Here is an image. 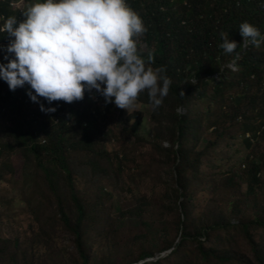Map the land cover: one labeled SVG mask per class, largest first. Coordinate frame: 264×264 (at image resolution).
I'll use <instances>...</instances> for the list:
<instances>
[{
    "label": "trees",
    "instance_id": "1",
    "mask_svg": "<svg viewBox=\"0 0 264 264\" xmlns=\"http://www.w3.org/2000/svg\"><path fill=\"white\" fill-rule=\"evenodd\" d=\"M126 4L140 15L147 28L138 41L141 54L144 57L149 53L154 55L152 67L165 68L166 75L171 78L170 90L162 105L152 106L151 119L155 124L154 140L171 143L165 150L168 157L174 156L173 177L178 185L174 188L172 204L180 210L177 230L181 231V240L175 243V239H167L161 248H172L167 255L141 264H161L172 257H175L173 264H264V242L256 239L252 232L253 227H264V204L262 207L259 204L264 190V43L259 48L250 43L245 49L238 46L233 53H225L220 47L222 33H227L228 39L238 45L243 43L239 26L245 21L264 34V0H126ZM12 16L18 25L24 13L10 8L7 0L0 2V27ZM10 38L7 33L0 32V43ZM140 41L155 48L143 52ZM233 60L235 67L229 64ZM26 87L12 91L0 78V119L11 123L6 127L7 133L15 140V145L1 142L0 154L20 147L36 158L53 192L58 195L60 216L74 236L80 264H90L83 228L89 212L74 187L70 157L73 151H83L90 156L88 164L95 170L104 159L115 171L125 170L126 157L117 152L112 154L104 147L97 149L99 127L110 124L124 111L120 109L119 115H113L118 107L114 102L105 103L95 90L86 91L83 100L73 103L49 104L42 98L41 103L46 108L56 111L46 113L40 107L36 111L33 107L36 102L27 94L30 86ZM139 101L150 104L147 92L141 93ZM178 109L185 110L178 114ZM127 117L141 120L142 113L133 112ZM237 135L243 136L251 151L241 172L246 181L244 201L237 199L231 204L236 219L231 220L220 212L210 221L197 222L187 200L191 177H199L206 153L217 146L219 140ZM201 142L204 146L198 149ZM261 146L262 150L258 151ZM62 177L71 190L75 219L65 210L59 195ZM236 177L234 173L227 182L235 183ZM100 189L105 196L112 195L104 186ZM251 198L257 209L254 217L246 216L242 209L244 203H251ZM136 211L133 210V214L141 216ZM237 228L243 232L253 259L246 258V254L236 248L222 245L225 240L221 235L218 244H210V231L218 230L228 236L229 231ZM191 240L194 257L188 249ZM17 255L15 251L13 257ZM153 256L154 252L144 250L131 263ZM25 264H33V261Z\"/></svg>",
    "mask_w": 264,
    "mask_h": 264
},
{
    "label": "rangeland",
    "instance_id": "2",
    "mask_svg": "<svg viewBox=\"0 0 264 264\" xmlns=\"http://www.w3.org/2000/svg\"><path fill=\"white\" fill-rule=\"evenodd\" d=\"M35 2L26 0L22 4L23 13ZM11 39L14 38L0 43V63L8 62L4 57ZM139 43L143 52L155 48L145 41ZM229 64L234 66V60ZM41 102L42 98L34 104L36 111ZM138 104L141 120L128 118L130 113L126 109L119 115L120 108H117L113 115L119 116L99 127L97 149L104 147L112 154L117 152L126 157L125 170L115 171L105 159L100 160V167L95 170L88 164L90 156L83 151H73L70 157L74 187L89 212L83 228L90 264H132L144 250L154 252L155 257L169 250L161 249L167 239H175V243L181 240V231L177 230L180 210L172 204L174 188L178 187L173 177L174 156L168 157L165 150L171 143L154 140L152 105L139 100ZM9 125L10 122L0 119V143L15 145L14 138L7 133ZM203 146L201 142L198 149ZM257 150H262V146ZM250 151L243 136L237 135L219 140L217 146L206 153L199 177H191L187 193L189 208L197 222L210 221L220 212L231 220L236 219L231 204L233 200L242 199L246 192L241 172ZM234 173L237 174L235 183L227 182ZM59 186L65 210L75 219L76 211L65 177L60 179ZM100 186L112 195L105 196ZM253 201L251 198L250 204L242 205L246 216H255L257 209ZM259 204L261 207L264 204V190ZM59 208L58 195L33 155L20 147L0 154V264L32 261L33 264H80L74 236L62 221ZM133 210L141 216L133 214ZM210 232V244H218L221 235L225 240L222 245L236 248L246 254V258L253 259L240 229H232L228 236L218 230ZM252 232L256 239L264 242V227H253ZM188 244L194 257V243L191 240ZM15 251L18 252L16 258L13 257ZM174 261L172 257L161 264Z\"/></svg>",
    "mask_w": 264,
    "mask_h": 264
},
{
    "label": "clouds",
    "instance_id": "3",
    "mask_svg": "<svg viewBox=\"0 0 264 264\" xmlns=\"http://www.w3.org/2000/svg\"><path fill=\"white\" fill-rule=\"evenodd\" d=\"M24 16L18 25L9 17L0 27L14 38L6 48L8 62L0 63V78L10 90L29 85L32 102L43 98L49 104L80 101L95 90L105 103L129 113L139 110L141 93L147 92L153 108L168 95L171 78L165 68L152 67L154 55L141 54L138 41L147 28L126 0H36ZM239 31V45L222 33L225 53L264 43V34L247 21ZM40 110L56 111L42 103Z\"/></svg>",
    "mask_w": 264,
    "mask_h": 264
},
{
    "label": "built area",
    "instance_id": "4",
    "mask_svg": "<svg viewBox=\"0 0 264 264\" xmlns=\"http://www.w3.org/2000/svg\"><path fill=\"white\" fill-rule=\"evenodd\" d=\"M6 1V0H0V2ZM9 3L10 8L16 11L23 12L25 7L22 5L26 0H7ZM13 17V16H12ZM8 19V18H7ZM6 19V20H7ZM3 27V26H2ZM247 136H250V134H247Z\"/></svg>",
    "mask_w": 264,
    "mask_h": 264
},
{
    "label": "water",
    "instance_id": "5",
    "mask_svg": "<svg viewBox=\"0 0 264 264\" xmlns=\"http://www.w3.org/2000/svg\"><path fill=\"white\" fill-rule=\"evenodd\" d=\"M245 48H246V47H244V49H245ZM171 249H172V248H171ZM171 249L166 250V251L162 252L160 255H157V256H155V257H149V258H147V259H143V260H140L139 262H134V263H132V264H141V263L145 262L146 260H148V261L156 260V259H158L159 257L165 256L166 254H168V253L171 251Z\"/></svg>",
    "mask_w": 264,
    "mask_h": 264
}]
</instances>
